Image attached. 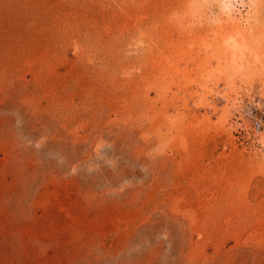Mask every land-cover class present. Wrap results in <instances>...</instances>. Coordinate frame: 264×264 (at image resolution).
Listing matches in <instances>:
<instances>
[{
	"label": "rangeland",
	"instance_id": "374dc122",
	"mask_svg": "<svg viewBox=\"0 0 264 264\" xmlns=\"http://www.w3.org/2000/svg\"><path fill=\"white\" fill-rule=\"evenodd\" d=\"M223 1L0 0V264H264V0Z\"/></svg>",
	"mask_w": 264,
	"mask_h": 264
},
{
	"label": "built area",
	"instance_id": "2783aa9c",
	"mask_svg": "<svg viewBox=\"0 0 264 264\" xmlns=\"http://www.w3.org/2000/svg\"><path fill=\"white\" fill-rule=\"evenodd\" d=\"M244 114L249 120L252 129H258L260 127V119L256 116L252 109L247 108V110L244 111Z\"/></svg>",
	"mask_w": 264,
	"mask_h": 264
},
{
	"label": "bare ground",
	"instance_id": "6f19581e",
	"mask_svg": "<svg viewBox=\"0 0 264 264\" xmlns=\"http://www.w3.org/2000/svg\"><path fill=\"white\" fill-rule=\"evenodd\" d=\"M223 8L228 12V14L232 13V7H233V4H232V0H224L223 1Z\"/></svg>",
	"mask_w": 264,
	"mask_h": 264
}]
</instances>
